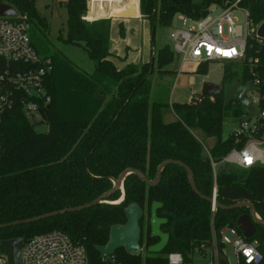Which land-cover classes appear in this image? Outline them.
<instances>
[{
  "label": "trees",
  "instance_id": "trees-1",
  "mask_svg": "<svg viewBox=\"0 0 264 264\" xmlns=\"http://www.w3.org/2000/svg\"><path fill=\"white\" fill-rule=\"evenodd\" d=\"M36 1L0 3L28 14L31 31L46 33L49 24L39 14ZM226 1L205 0L203 5H194L193 0H140V12L149 21L154 42L156 27L171 26L178 13L200 18L211 3ZM241 5L249 11L253 28L247 56H258L259 62L254 75L247 61L226 60L223 84H245L259 77L263 81L259 92L264 96V46L256 43L255 34L264 23V0H242ZM65 7L67 36L60 37L66 43L83 46L95 62V70L88 73L60 53L49 55L53 70L46 79L51 95L45 107L46 131L37 130L22 104L2 115L0 225L93 202L110 191L114 180L129 168L143 171L152 180L159 165L169 159L179 160L193 170L196 186L206 197L213 192V160L218 164V203L252 202L264 220V165L241 168L223 162L234 148L242 149L246 143L245 138L238 143L231 135L223 138L225 118L240 120L246 113L241 104L234 101L227 105L224 93L194 95L184 103L151 101V76L156 69L161 72L173 63L172 47L166 44L153 48L151 61L119 68L113 59L117 55L111 51L110 21L87 20V0H67ZM31 36L39 51V36L33 32ZM208 66V62L204 63L199 72L207 74ZM260 108H264V99ZM168 109L175 114L170 122L164 119ZM195 131L215 140L209 149L211 157ZM156 201L162 203L157 215L167 219L161 230L169 234V241L161 253L151 254L149 247L159 242L151 227V208ZM132 203L144 210L140 245L146 250L145 257L142 253L130 254L122 247L102 258L98 246L108 243L112 226L127 223L126 208ZM243 214H250V209L218 207L213 214L211 202L192 189L187 170L168 164L156 186L131 173L123 189L90 208L0 228V243L59 230L86 248L89 264H168L166 255L171 252L182 253L186 261H191L188 255L196 247L212 244L213 229L223 253L222 229H239L237 221ZM252 239L259 242L264 257V225L257 226ZM0 249H4L1 244Z\"/></svg>",
  "mask_w": 264,
  "mask_h": 264
},
{
  "label": "built area",
  "instance_id": "built-area-1",
  "mask_svg": "<svg viewBox=\"0 0 264 264\" xmlns=\"http://www.w3.org/2000/svg\"><path fill=\"white\" fill-rule=\"evenodd\" d=\"M110 0H87L88 16L91 7ZM242 0H227L221 6V13L200 18L186 16L184 27L175 28L172 33L173 51L182 58L183 64L203 63L211 61H241L245 60L250 70L256 75L259 62L258 56H247L248 38L253 33L249 11L241 5ZM135 7L140 6V0H132ZM15 8V7H14ZM16 9V8H15ZM17 11L15 16L0 15V120L2 115L16 104L22 108L33 122L43 120L40 110L51 102V95L46 87V79L53 70V60L50 56H42L32 43L31 23L28 14ZM242 11L247 16L246 36L237 38L234 34L237 23L234 14ZM90 21V20H89ZM229 28V36H224L225 27ZM260 27V26H259ZM258 27V28H259ZM256 43L264 46V38L257 35ZM258 88L249 91L247 96L252 106L259 110L258 117L247 111L239 120V125L231 132V136L240 142L246 139L242 149L234 148L223 160L230 166L250 168L264 165V108L260 104L264 99L259 92L263 81L259 77L251 79ZM193 96L190 100H192ZM245 118H248L246 121ZM256 118L254 124L251 119ZM206 153L211 157L209 150ZM214 186L211 200L213 214L218 209V164L212 160ZM259 216V215H258ZM223 253L219 249L217 235L213 229L211 245L196 247L193 258L186 262L182 253L171 252L166 255L168 264H194L195 255L210 257L209 264H229L226 247L232 245L237 264H262L263 254L259 242L246 238L236 227L227 226L221 231ZM5 249V248H4ZM0 249V264H14L8 249ZM108 257V256H107ZM19 264H89L86 248L75 244L68 235L59 230L40 233L28 240L24 239Z\"/></svg>",
  "mask_w": 264,
  "mask_h": 264
},
{
  "label": "rangeland",
  "instance_id": "rangeland-1",
  "mask_svg": "<svg viewBox=\"0 0 264 264\" xmlns=\"http://www.w3.org/2000/svg\"><path fill=\"white\" fill-rule=\"evenodd\" d=\"M67 0H37L36 6L39 14L49 24L46 33L40 32L39 29L31 31V34H37L39 39L37 40V48L39 54L42 56H49L54 53H60L65 55L80 69L92 73L95 70V62L89 57L86 49L83 46L69 44L64 41L63 38L67 36L68 25V10L65 7ZM132 1V0H129ZM131 3V2H130ZM106 2L104 5L106 6ZM139 9L140 7H136ZM209 11L212 12V16H217L221 13V6L219 3H211ZM141 14V12H140ZM135 14L120 13L114 14L109 17L108 21H111L116 16H136ZM142 15V14H141ZM87 17V16H86ZM85 17V18H86ZM235 22L237 26L235 28V36L237 38H244L246 36L245 27L247 23V16L242 11H236L234 14ZM87 19V18H86ZM186 15L178 13L171 26L164 27L158 25L155 31L154 42L152 41V30L150 24L145 18H131L126 19L123 22L119 20L113 21L111 38L114 41L115 48H122L126 59H115V63L119 68H123L127 64H137L141 55L144 57L146 52L153 46L154 49H159L166 44L173 47L172 33L175 28L184 27ZM121 24L123 31H121ZM230 34L229 28L226 26L224 29V36L228 37ZM62 36L63 38H61ZM153 44V45H152ZM153 52V51H152ZM126 63L123 65V63ZM204 63H190L183 64L182 58L175 54L173 63L166 66L161 72L156 69L151 76L152 88H151V101H162L165 103H184L189 102L192 96H199L202 94L203 85L205 82H212L215 84L223 85V73L225 61H211L208 62L207 74L199 72ZM238 70V68H234ZM175 116L171 109H168L165 113L164 119L166 121L171 120ZM239 120L233 117H226L223 126V138H227L231 132L239 125ZM37 130L46 131L48 125L43 123L42 125H36ZM195 134L202 140L206 148L209 150L214 144V139H206L200 131H195ZM206 150V149H205ZM206 153V152H205ZM207 154V153H206ZM140 253L145 257L146 250L144 246L140 245ZM193 253H189L188 257L193 258ZM157 254V253H151ZM226 255L228 257L229 264H237L234 256L232 245L226 247ZM189 263L190 261H186ZM194 264H209L210 257L203 258L199 255H195Z\"/></svg>",
  "mask_w": 264,
  "mask_h": 264
},
{
  "label": "water",
  "instance_id": "water-1",
  "mask_svg": "<svg viewBox=\"0 0 264 264\" xmlns=\"http://www.w3.org/2000/svg\"><path fill=\"white\" fill-rule=\"evenodd\" d=\"M205 3V0H193L194 5H203ZM209 11L208 9H204L202 11V17H206L208 15ZM17 14L16 9L8 5L6 3H0V15L3 16H15ZM257 35L261 38H264V23L260 25L257 31ZM258 88L252 83V81H248L245 84L235 83L232 85H219L212 82H205L202 89V94L207 95H215L219 93H224L225 95V102L227 105L231 104L234 101H237L241 104L242 108H246L247 111L251 114H254L258 117L259 110L254 108L252 104L250 103V100L247 96L249 91L257 90ZM40 113L42 114L43 120L34 123L35 125H42L44 122L47 121V116L44 110H40ZM248 118H245L246 121ZM256 122V118L251 119V123L254 124ZM259 122L264 124V119L260 118ZM168 164H177L182 167H184L187 170L188 173V179L190 182V185L192 189L201 197L207 199L211 202L210 197L204 196L197 188L195 180H194V173L193 170L186 165L185 163L179 161V160H166L162 162L158 169L156 177L152 180L148 179L146 174L139 170L134 168L126 169L123 173L120 174L118 179L114 180V187L99 196L96 200L93 202L87 203L85 205H80L77 207H71L62 209L59 211H53L50 213H46L34 218H29L24 221H16L10 224H4L0 225V228H3L7 225H16L19 222H35L39 221L45 218L53 217L59 214H65L66 212H76L81 211L86 208H90L94 205H97L98 203H101L105 199L112 196L114 193H116L119 189H123V183L127 175L131 173L137 174L142 181L146 182L150 186H156L159 184L161 180V174L165 166ZM162 206V203L160 202H154L152 204L151 208V227H152V234L155 237L159 238V242L151 245L149 247L150 253H161L165 247L168 244L169 241V234L164 233L161 230V226L167 222V219L160 218L157 215V210ZM218 206L224 209H234L237 207H247L250 209V214H243L239 217L237 221V225L239 230L243 233V235L248 238L252 239L254 235L257 232V226L258 225H264V220H262L257 213L256 207L252 202L249 201H240L233 205H222L218 203ZM126 215H127V223L124 225H114L111 228L110 231V237L109 241L104 246H98V251L101 253V257L105 258L107 256H111L117 249L124 247L126 251L130 254H139L140 253V237H141V228H140V220L142 219L144 215V210L142 207H140L137 203H132L126 208ZM24 242V238L18 237V238H12V239H6L1 241V246L5 249H8L12 255L13 263L19 264V257H20V251L22 248Z\"/></svg>",
  "mask_w": 264,
  "mask_h": 264
},
{
  "label": "crops",
  "instance_id": "crops-1",
  "mask_svg": "<svg viewBox=\"0 0 264 264\" xmlns=\"http://www.w3.org/2000/svg\"><path fill=\"white\" fill-rule=\"evenodd\" d=\"M128 2H131V4H128ZM106 3H107L106 6L104 5V3L103 4H100V3L94 4L91 7V11H90V14L88 16V19L90 21H95V20H99V19H109V17H112V15H114V14H120V13L135 14L137 12L136 16H131V17L130 16H116V17H114V19H112L110 21V35L112 33L113 21L119 20V22L121 23L126 19L144 18L140 14V8L139 9L137 8V11H136V7L133 6L132 1H129V0H110ZM145 20H147V19H145ZM121 26H122V24H121ZM152 50H153V46H151V49L148 52H146L144 57L141 55V58H139L140 60H139V62L137 61V64L151 61ZM111 51L114 55H117L116 57L113 58L114 61H115V59H118V58L120 59L121 57H122L121 59H123L122 61H124L126 59V55H124L125 53H124L123 49L121 47L115 48L114 41L112 38H111ZM125 64L126 63L124 62L123 65H125ZM174 119H175V116L171 120H169V121L165 120V121L170 122Z\"/></svg>",
  "mask_w": 264,
  "mask_h": 264
},
{
  "label": "bare ground",
  "instance_id": "bare-ground-1",
  "mask_svg": "<svg viewBox=\"0 0 264 264\" xmlns=\"http://www.w3.org/2000/svg\"><path fill=\"white\" fill-rule=\"evenodd\" d=\"M118 202V201H117Z\"/></svg>",
  "mask_w": 264,
  "mask_h": 264
}]
</instances>
